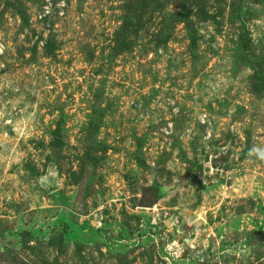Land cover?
I'll return each mask as SVG.
<instances>
[{"label":"rangeland","instance_id":"374dc122","mask_svg":"<svg viewBox=\"0 0 264 264\" xmlns=\"http://www.w3.org/2000/svg\"><path fill=\"white\" fill-rule=\"evenodd\" d=\"M0 264H264V0H0Z\"/></svg>","mask_w":264,"mask_h":264},{"label":"water","instance_id":"95a60500","mask_svg":"<svg viewBox=\"0 0 264 264\" xmlns=\"http://www.w3.org/2000/svg\"><path fill=\"white\" fill-rule=\"evenodd\" d=\"M154 194H156L155 192L153 193H149L147 194L149 198L153 197ZM150 200V199H149ZM148 199L147 200H142L141 204L139 206L141 207H149L151 205V202L149 201Z\"/></svg>","mask_w":264,"mask_h":264}]
</instances>
